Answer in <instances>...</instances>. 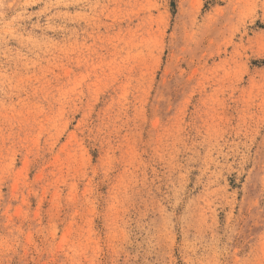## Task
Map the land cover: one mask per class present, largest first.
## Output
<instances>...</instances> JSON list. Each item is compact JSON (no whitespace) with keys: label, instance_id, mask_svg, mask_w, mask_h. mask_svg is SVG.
<instances>
[{"label":"rangeland","instance_id":"374dc122","mask_svg":"<svg viewBox=\"0 0 264 264\" xmlns=\"http://www.w3.org/2000/svg\"><path fill=\"white\" fill-rule=\"evenodd\" d=\"M0 264H264V0H0Z\"/></svg>","mask_w":264,"mask_h":264}]
</instances>
